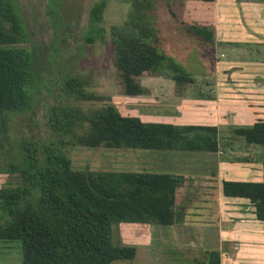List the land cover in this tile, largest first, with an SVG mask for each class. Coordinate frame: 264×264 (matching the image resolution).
I'll return each mask as SVG.
<instances>
[{"label": "trees", "instance_id": "16d2710c", "mask_svg": "<svg viewBox=\"0 0 264 264\" xmlns=\"http://www.w3.org/2000/svg\"><path fill=\"white\" fill-rule=\"evenodd\" d=\"M133 31L112 28L125 94L143 93L136 76L143 72L171 69L180 82L193 77L143 37L154 34L140 7L130 0ZM60 0H48L52 25L62 24ZM107 0H95L88 10L82 39H104L99 22ZM18 0H0V130L14 112H27L35 103L40 73L34 71L35 48ZM62 89L78 99H99L86 89L78 75H65ZM48 134L40 140L20 135L16 140L10 172L20 182L0 186V239L19 240L21 264H111L113 259L132 258L135 246L114 243L117 222L170 224L176 220L175 195L183 175L169 171L75 169L67 155V144L96 147H131L158 150H215L217 127L213 124L173 123L144 120L123 114L112 104L87 111L72 103H57L46 119ZM234 133L247 142L264 143V120L234 126ZM6 169V168H3ZM261 180L222 181V193L244 196L264 219V162ZM250 264V263H240Z\"/></svg>", "mask_w": 264, "mask_h": 264}, {"label": "rangeland", "instance_id": "374dc122", "mask_svg": "<svg viewBox=\"0 0 264 264\" xmlns=\"http://www.w3.org/2000/svg\"><path fill=\"white\" fill-rule=\"evenodd\" d=\"M94 1L60 0L58 11L62 17V24L55 28L48 12V0H18L31 38V41L21 44H30L31 48H35L33 69L40 73V80L35 91L33 107L27 112L10 114L4 121V128L0 130V186L20 182L18 172L8 170L9 163L13 161L16 140L20 135H32L40 140L46 138L48 134L46 119L53 104L72 103L84 111L112 104L121 113L138 115L144 120L171 119L177 114V106L181 105L183 110L176 119L190 121L191 111L198 106L206 105L199 100H211L214 97L215 75L218 74L214 73L215 62L225 60L234 63V66L228 67L225 72L229 79H241L242 74H249L251 68H256L260 72L264 70V42L261 41V45H258L252 37L235 39L214 34L217 32L214 29L215 23L218 27L220 25L225 27L222 19L214 23L216 15L214 5L222 3L221 7H218L221 10V13L218 11V16L223 18L222 11L226 6L223 0H141L143 6L140 8L147 24L151 25L154 31L151 37H143V40L159 53L165 54L168 62L181 65L193 79L176 81L171 76L170 68H166L165 72L162 70L154 73L143 72L136 76L137 81L144 87L143 93L125 94L122 77L115 63L116 51L112 41V28L117 27L122 33L133 31L130 21L133 12L131 1L107 0L103 18L99 22L104 28V39L86 42L82 39V33L87 22L88 10ZM237 2L235 0L231 3H234L231 6L233 17L231 16L230 22L227 23L228 28L246 25L252 33H259L260 30L251 23L249 13L243 5L237 7ZM252 14L253 20L255 15ZM258 25L261 29L264 28V23ZM220 30L223 31V28ZM258 47L261 50L256 53L255 48ZM65 75H78L86 89L100 94L101 98L68 97L62 89ZM192 99L198 102L191 101ZM222 114L224 113H221L223 123H230L231 120ZM226 130L224 128L223 133H226ZM236 142L238 143L235 145L240 144L239 141ZM225 148L230 151L228 145H225ZM65 150L75 169L87 167L94 170L175 171L182 169L176 167V164H193L179 161L183 158L201 160L200 156L194 154L197 150L110 147L104 144L96 147L67 144ZM238 150L230 152L228 157L242 156V152L239 151L243 148ZM258 154L259 158L264 157V154ZM173 163L174 166H169ZM190 217L193 218L192 215ZM160 228L157 223H115L112 233L114 243L134 245L135 251L138 244V250L135 258L113 259L111 264H163L162 256L170 262L169 264H188L184 256L190 249L162 245L160 236L163 231ZM148 234L151 235L150 242L144 241ZM0 264H21L19 240L0 239Z\"/></svg>", "mask_w": 264, "mask_h": 264}, {"label": "crops", "instance_id": "0c3cea01", "mask_svg": "<svg viewBox=\"0 0 264 264\" xmlns=\"http://www.w3.org/2000/svg\"><path fill=\"white\" fill-rule=\"evenodd\" d=\"M237 1V7L243 5L249 13L251 23L260 30L259 33H252L246 25L240 27L234 25L235 28H228L227 23L233 15L231 6L234 3H231L235 0H223L226 3L222 11L223 18L218 16V11L221 13L218 7L222 5L219 2L214 5L216 12L214 23L222 19L225 27L221 25L218 27L213 23L217 31L214 34L218 37L223 35L235 39L248 36L255 38L257 44L261 45L260 42H264V28L261 29L258 24L264 23V0ZM252 13L255 15L253 20ZM221 27L223 31L220 30ZM259 50H261L259 47L255 48L256 53ZM233 64L225 60L215 62L214 73L218 74L215 75L214 97L211 100H199L206 105L191 109L190 121L176 119L183 110L181 105L177 106V114L171 119H160L173 123L213 124L217 127V149H198L197 153H194L195 151L193 153L200 156L201 160L183 158L179 161L193 164H176V167L182 169L169 171L182 174L183 180L176 189V220L170 224H159L160 230L163 231L160 243L190 249L184 256L188 264H264V219L256 217L254 206L247 197L222 193V181L225 179L261 180L263 177L264 157L259 158L258 153L264 154V146L259 145L264 143L247 142L242 138L243 136L234 133L233 128L250 125L257 119L264 120V70L260 72L256 68H251L249 74H242L241 79H229L225 72L228 67L234 66ZM191 101L198 102L193 99ZM221 113L231 120L230 123H223ZM225 123L228 125L226 126ZM224 128L227 129L226 133L222 131ZM236 141L240 144L235 145L238 143ZM225 145L230 147V151H227ZM242 148L243 150L239 151ZM236 150L242 152V156L228 157L230 152ZM201 156L205 158L202 159ZM174 165L175 163L169 164V166ZM145 239L144 241L150 242L151 235L148 234ZM130 242L137 244L134 241ZM137 250L138 244L133 258L136 257ZM161 259L162 263L164 261L163 264L170 263L163 256Z\"/></svg>", "mask_w": 264, "mask_h": 264}]
</instances>
